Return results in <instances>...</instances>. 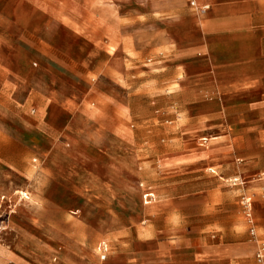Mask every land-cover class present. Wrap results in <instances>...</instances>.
Masks as SVG:
<instances>
[{
  "label": "crops",
  "instance_id": "1",
  "mask_svg": "<svg viewBox=\"0 0 264 264\" xmlns=\"http://www.w3.org/2000/svg\"><path fill=\"white\" fill-rule=\"evenodd\" d=\"M122 1L0 0V213L63 239L22 249L37 260L0 243V264H256L236 226L160 211L138 146L160 124L184 139L226 94L234 123L264 117V0Z\"/></svg>",
  "mask_w": 264,
  "mask_h": 264
},
{
  "label": "rangeland",
  "instance_id": "2",
  "mask_svg": "<svg viewBox=\"0 0 264 264\" xmlns=\"http://www.w3.org/2000/svg\"><path fill=\"white\" fill-rule=\"evenodd\" d=\"M151 2L123 0L116 4L134 7L141 3L146 9ZM233 101L230 94L223 95L222 116L210 117L201 127L192 125L185 132L184 139L180 130L168 131L160 124V140L152 143V149L148 143H140L138 150L148 153L147 158L154 156L152 163L148 164L158 171L157 177L152 179L158 190L151 191L155 193V199L161 201L160 211L191 215L203 212L208 214L207 221L221 223L224 230L236 226L242 235L240 244H254L252 256L256 264H264V259L262 263L257 262V253L264 247V151L256 147L253 156L243 153L246 139H253L264 131V117L249 113L234 123L236 109ZM236 133L241 134L242 139L236 140ZM216 167L218 172L214 176L211 168ZM148 175L150 177V173ZM211 206L221 214L217 212L216 217L209 216L214 213ZM38 229V224L23 209L15 210L11 217L9 213H0V243L19 250V256L37 260L40 254L24 253L22 249L41 244L54 250L62 244L63 239L56 242L46 239L44 242ZM24 234H30L31 238Z\"/></svg>",
  "mask_w": 264,
  "mask_h": 264
},
{
  "label": "built area",
  "instance_id": "3",
  "mask_svg": "<svg viewBox=\"0 0 264 264\" xmlns=\"http://www.w3.org/2000/svg\"><path fill=\"white\" fill-rule=\"evenodd\" d=\"M145 198L149 199V198H151V195L150 194H146ZM102 258H104V256ZM263 259H264V247H261L259 249L258 253H257V260H258L259 263H262Z\"/></svg>",
  "mask_w": 264,
  "mask_h": 264
},
{
  "label": "bare ground",
  "instance_id": "4",
  "mask_svg": "<svg viewBox=\"0 0 264 264\" xmlns=\"http://www.w3.org/2000/svg\"><path fill=\"white\" fill-rule=\"evenodd\" d=\"M250 208H251V205H250Z\"/></svg>",
  "mask_w": 264,
  "mask_h": 264
}]
</instances>
